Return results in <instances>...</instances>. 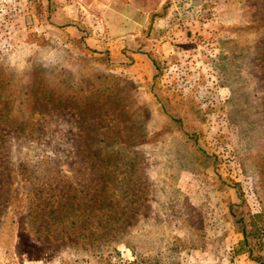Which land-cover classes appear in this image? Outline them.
I'll return each instance as SVG.
<instances>
[{
    "label": "rangeland",
    "instance_id": "374dc122",
    "mask_svg": "<svg viewBox=\"0 0 264 264\" xmlns=\"http://www.w3.org/2000/svg\"><path fill=\"white\" fill-rule=\"evenodd\" d=\"M0 264H264V0H0Z\"/></svg>",
    "mask_w": 264,
    "mask_h": 264
}]
</instances>
